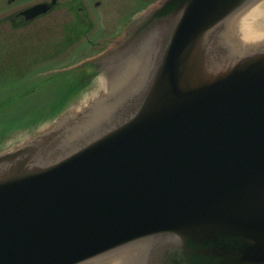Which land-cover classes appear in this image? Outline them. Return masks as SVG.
<instances>
[{
    "label": "water",
    "instance_id": "obj_1",
    "mask_svg": "<svg viewBox=\"0 0 264 264\" xmlns=\"http://www.w3.org/2000/svg\"><path fill=\"white\" fill-rule=\"evenodd\" d=\"M258 2L162 0L104 97L0 153V264H264V42L239 38Z\"/></svg>",
    "mask_w": 264,
    "mask_h": 264
},
{
    "label": "rangeland",
    "instance_id": "obj_2",
    "mask_svg": "<svg viewBox=\"0 0 264 264\" xmlns=\"http://www.w3.org/2000/svg\"><path fill=\"white\" fill-rule=\"evenodd\" d=\"M82 2L86 11L94 16V27L89 32L90 38L98 44L94 48H91L82 37L74 44H68L74 29L73 21L68 19L78 12L77 2L76 4L75 1L71 2L72 6L68 8L55 9L28 24L15 25L5 18L23 5L19 0L12 3H9V0H0V101L10 96L16 98L18 95L24 96L28 93L18 99L19 103L0 114V153L18 147L35 134L50 129L56 118L72 112L77 113L98 98L104 97L113 84L119 81L117 78L123 74L124 71L119 65L105 71L102 67L96 68L92 74L81 72L87 66L84 62L88 56L116 45L126 35L128 25L134 19V16H130L133 12V5L130 4L132 2L130 0ZM255 6L263 9L262 15L247 17L246 12V20L244 23L240 21L239 31L243 26L245 31L247 28L248 31L264 32V0H259ZM239 36L241 38V34ZM80 78L86 80L85 85L56 115L38 123H32L36 119L31 117L27 120L32 123L29 126L13 128L2 133L4 125L16 114L15 112L23 108H37L49 104L50 101L58 103L63 101L69 84L74 83L73 80H81ZM68 91L70 92V89ZM133 252L122 251L96 261L95 264H128Z\"/></svg>",
    "mask_w": 264,
    "mask_h": 264
},
{
    "label": "flooded vegetation",
    "instance_id": "obj_3",
    "mask_svg": "<svg viewBox=\"0 0 264 264\" xmlns=\"http://www.w3.org/2000/svg\"><path fill=\"white\" fill-rule=\"evenodd\" d=\"M16 1V0H15ZM20 4L23 6H19L18 8H16L15 10H13L10 14H9V19L10 22L12 23H18V24H22V23H30L33 20L39 18L36 17L34 19H26L25 15L22 14V11L24 9H26L27 7L36 4V3H42V2H51L52 0H19ZM70 1V2H69ZM74 4H76V2L78 3V12L76 11L74 13V15H71L72 18L68 19V21H73V36L72 38L69 40L68 44L72 45L75 42H77L79 37H82L85 39L86 43L91 47L94 48L95 46H97V42L93 41L90 36H89V32L93 30V21H94V16H92L90 13H88L84 7V5L82 6L84 0H55V4L52 6V8L47 12H51L53 10H59L62 8H68L71 7V2H74ZM162 0H130L131 5H133V12L130 13V16H134V20L137 19L138 17L142 16L144 13L147 12V10L155 5H158ZM14 2V0L12 1ZM9 2V3H12ZM23 3V4H22ZM67 3L65 6H63V4ZM47 13L43 14L46 15ZM72 14V13H71ZM42 16V15H41ZM77 38V39H76ZM76 40V41H75ZM69 45V46H70ZM117 44L115 46L109 47L108 49H104V50H100L99 52H97L96 55H91L88 56L86 63H88V69L91 70H95L96 68H103V70L105 71V69H110V68H117L118 62H119V58L120 56L117 57V52H115L114 50H112L114 47H116ZM119 55V54H118ZM93 72V71H92Z\"/></svg>",
    "mask_w": 264,
    "mask_h": 264
},
{
    "label": "trees",
    "instance_id": "obj_4",
    "mask_svg": "<svg viewBox=\"0 0 264 264\" xmlns=\"http://www.w3.org/2000/svg\"><path fill=\"white\" fill-rule=\"evenodd\" d=\"M74 83H70L68 89H70V92L67 91V94L64 95V100L59 102L58 101H50L49 104H43L40 107L37 108H29V109H20L19 112H15L16 114L14 116H11V118L8 119L6 122L7 124L4 125V128L2 130V133L6 130H10L13 128H24L29 126L32 123H38L44 119L53 117L56 115L57 112L61 110V108L69 101V99L74 96L78 90L85 85L86 80H73ZM25 94V93H24ZM26 93L25 95H27ZM25 95H19L16 98L6 99L5 101L0 103V114H3V112L7 109H11L14 105L19 103L20 98L25 97ZM55 99V98H54ZM34 111V113H33ZM48 112L47 114L43 112ZM42 112V113H41ZM41 113V115H39ZM34 114V115H33ZM35 118V122H28L27 120L29 118Z\"/></svg>",
    "mask_w": 264,
    "mask_h": 264
},
{
    "label": "bare ground",
    "instance_id": "obj_5",
    "mask_svg": "<svg viewBox=\"0 0 264 264\" xmlns=\"http://www.w3.org/2000/svg\"><path fill=\"white\" fill-rule=\"evenodd\" d=\"M263 13V9H260L258 6H255L254 8H252L251 10H249L247 12V17L248 16H257V15H262ZM246 16L243 15V17H241V22L244 23L246 20ZM239 21V23H240ZM243 27V26H242ZM241 27V38L240 41L242 44H246V45H255V44H260L264 42V32L262 31H248L246 28Z\"/></svg>",
    "mask_w": 264,
    "mask_h": 264
}]
</instances>
